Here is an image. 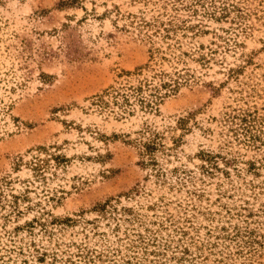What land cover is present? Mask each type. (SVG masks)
Instances as JSON below:
<instances>
[{"label": "rangeland", "instance_id": "374dc122", "mask_svg": "<svg viewBox=\"0 0 264 264\" xmlns=\"http://www.w3.org/2000/svg\"><path fill=\"white\" fill-rule=\"evenodd\" d=\"M0 264H264V0H0Z\"/></svg>", "mask_w": 264, "mask_h": 264}, {"label": "trees", "instance_id": "16d2710c", "mask_svg": "<svg viewBox=\"0 0 264 264\" xmlns=\"http://www.w3.org/2000/svg\"><path fill=\"white\" fill-rule=\"evenodd\" d=\"M158 149V143L156 139H149L142 143L141 149V165L148 166V165H155L157 163L156 158L154 157V153Z\"/></svg>", "mask_w": 264, "mask_h": 264}]
</instances>
